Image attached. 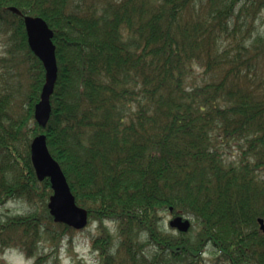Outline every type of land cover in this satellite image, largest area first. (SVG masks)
I'll list each match as a JSON object with an SVG mask.
<instances>
[{"label":"trees","instance_id":"16d2710c","mask_svg":"<svg viewBox=\"0 0 264 264\" xmlns=\"http://www.w3.org/2000/svg\"><path fill=\"white\" fill-rule=\"evenodd\" d=\"M26 14L55 31L45 128ZM0 33V207L31 206L0 217V264L9 249L57 264L77 231L49 212L31 157L40 133L97 225V264H207L208 251L212 264H264V0H0ZM165 211L191 229L164 227Z\"/></svg>","mask_w":264,"mask_h":264},{"label":"water","instance_id":"95a60500","mask_svg":"<svg viewBox=\"0 0 264 264\" xmlns=\"http://www.w3.org/2000/svg\"><path fill=\"white\" fill-rule=\"evenodd\" d=\"M12 11L22 14L15 6L10 7ZM25 24L28 40L33 51L41 58L46 68V82L41 93V100L37 103L35 117L37 121L46 127L52 114L51 97L59 75L57 59V45L54 42V30L49 26L47 20L41 16L25 15ZM45 133L37 135L31 144L32 160L39 179L50 178L53 194L48 206L55 221L65 223L76 229H82L89 222V211L76 201L66 174L58 160L51 153ZM261 227L264 230V218H260ZM172 227L187 232L191 221L183 216H176L170 222Z\"/></svg>","mask_w":264,"mask_h":264},{"label":"rangeland","instance_id":"374dc122","mask_svg":"<svg viewBox=\"0 0 264 264\" xmlns=\"http://www.w3.org/2000/svg\"><path fill=\"white\" fill-rule=\"evenodd\" d=\"M7 48L5 45V35L0 33V57H7ZM4 70H1V74ZM0 74V89L2 90L4 84L9 79L6 78V74ZM11 79V78H10ZM11 85L13 82L10 80ZM24 85V81H23ZM23 88L16 86V90ZM18 91H16L17 93ZM237 148L233 147L227 151V156L229 159L237 156ZM31 206L23 200H10L5 203L4 206L0 207V217H5L7 215H12L15 213L27 212L30 210ZM164 223L166 228L171 229L170 220L173 216L170 215L169 211L163 212ZM108 225L112 228V232L116 235L117 229L114 222L109 221ZM96 224L92 223L88 225L83 230H77L70 234L67 240L64 243V246L61 250L59 261L57 264H97L99 260L98 252L93 248L92 238L97 234ZM176 231L174 228H172ZM70 239L72 240L71 242ZM43 247L47 250V244H43ZM10 264H34V258H28L22 251L19 249H9L7 252L2 255ZM213 255L208 251L204 254L207 264H212ZM55 258H51L49 264H54Z\"/></svg>","mask_w":264,"mask_h":264}]
</instances>
